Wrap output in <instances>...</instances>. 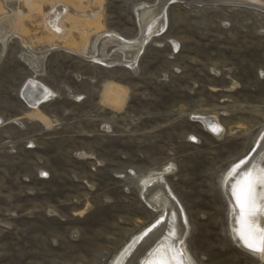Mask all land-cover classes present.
<instances>
[{
	"label": "rangeland",
	"instance_id": "374dc122",
	"mask_svg": "<svg viewBox=\"0 0 264 264\" xmlns=\"http://www.w3.org/2000/svg\"><path fill=\"white\" fill-rule=\"evenodd\" d=\"M157 1L0 0L14 34L0 44V264H114L160 219L140 181L167 169L193 264H264L234 242L221 188L264 132V11L174 2L133 71L96 37L137 38L135 9ZM59 8L61 36L47 26ZM20 39L44 56L41 73ZM29 79L53 93L35 110L20 94Z\"/></svg>",
	"mask_w": 264,
	"mask_h": 264
},
{
	"label": "bare ground",
	"instance_id": "6f19581e",
	"mask_svg": "<svg viewBox=\"0 0 264 264\" xmlns=\"http://www.w3.org/2000/svg\"><path fill=\"white\" fill-rule=\"evenodd\" d=\"M177 1L179 0H158L153 5H139L134 11L139 27V35L133 40H124L115 33L101 34L96 39L105 36L107 38L106 43L116 45L123 52V58L126 60L129 68L135 71L137 59L142 53L143 47L151 39L160 36L165 31L167 25V7ZM194 1L211 2L229 0ZM230 1L235 2L240 0ZM246 1L262 3L264 5V0ZM63 13L64 10L62 8L55 9V11L49 12L47 18V26L58 36H61L63 33L60 24ZM6 23L11 26L13 22L9 17L0 19L2 53L6 50L7 42L14 35L6 27ZM20 41L29 52L28 54H23L24 61L35 74L41 73L44 56L36 57L32 49L23 40L20 39ZM53 48L70 51L65 47ZM105 91L109 102L114 108H117L122 100L123 92L112 85H108ZM20 94L22 99L34 110L53 96V93L48 88L34 79H29L25 82ZM199 121L217 137L221 136L223 129L215 118L200 117ZM167 170L151 173L140 181L141 199L152 210H160L161 216L156 223L133 237L130 240L131 242L126 244L114 264H193L185 248L187 223L183 211L163 179L164 172H167ZM248 178H251L254 183L253 196L257 210L252 216L245 217V214L241 210V201H238L237 196L241 195L242 189L245 187V181ZM221 184L223 194L229 202L230 228L234 242L243 251L264 262V255L251 252L240 240V231L244 226L243 221L245 219H248L249 223L254 224L256 228L264 229V132L256 142L253 151L243 160L230 167Z\"/></svg>",
	"mask_w": 264,
	"mask_h": 264
},
{
	"label": "snow or ice",
	"instance_id": "6c2138e0",
	"mask_svg": "<svg viewBox=\"0 0 264 264\" xmlns=\"http://www.w3.org/2000/svg\"><path fill=\"white\" fill-rule=\"evenodd\" d=\"M254 183L251 178L246 179L245 187L241 195L237 196L241 201V210L245 217L252 216L256 209L255 198L253 196ZM243 228L240 231V240L243 245L253 253L264 255V229H259L254 224L249 223L248 219L243 221Z\"/></svg>",
	"mask_w": 264,
	"mask_h": 264
},
{
	"label": "water",
	"instance_id": "95a60500",
	"mask_svg": "<svg viewBox=\"0 0 264 264\" xmlns=\"http://www.w3.org/2000/svg\"><path fill=\"white\" fill-rule=\"evenodd\" d=\"M177 2L199 5V6H213V5H231L235 7H243V8H255V9H264V5L262 3H255L252 1L240 0V1H211V2H199L194 0H179Z\"/></svg>",
	"mask_w": 264,
	"mask_h": 264
}]
</instances>
